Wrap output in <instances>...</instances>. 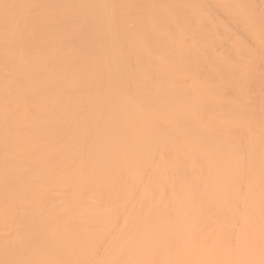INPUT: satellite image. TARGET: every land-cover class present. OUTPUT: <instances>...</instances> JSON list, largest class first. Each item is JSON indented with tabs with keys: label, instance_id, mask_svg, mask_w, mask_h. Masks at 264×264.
Masks as SVG:
<instances>
[{
	"label": "bare ground",
	"instance_id": "6f19581e",
	"mask_svg": "<svg viewBox=\"0 0 264 264\" xmlns=\"http://www.w3.org/2000/svg\"><path fill=\"white\" fill-rule=\"evenodd\" d=\"M0 264H264V0H0Z\"/></svg>",
	"mask_w": 264,
	"mask_h": 264
}]
</instances>
